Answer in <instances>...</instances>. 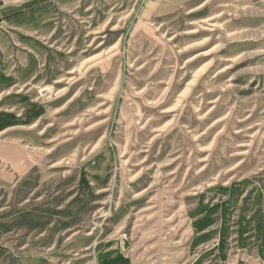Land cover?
I'll return each mask as SVG.
<instances>
[{
  "label": "rangeland",
  "instance_id": "374dc122",
  "mask_svg": "<svg viewBox=\"0 0 264 264\" xmlns=\"http://www.w3.org/2000/svg\"><path fill=\"white\" fill-rule=\"evenodd\" d=\"M83 5L44 73L51 158L16 184L0 142V264H264V0Z\"/></svg>",
  "mask_w": 264,
  "mask_h": 264
},
{
  "label": "crops",
  "instance_id": "0c3cea01",
  "mask_svg": "<svg viewBox=\"0 0 264 264\" xmlns=\"http://www.w3.org/2000/svg\"><path fill=\"white\" fill-rule=\"evenodd\" d=\"M83 4L84 0H0V100L13 96L2 107L4 111L15 112L12 119H0V142L17 146L11 162L4 161L10 163V172L3 171L4 176H10L13 183H20L37 166L38 156L51 158V151L37 152L44 148L36 143L45 144L43 138L52 126L43 123L51 111L45 101L49 96H44L42 91L49 88L53 93L51 87L55 89L60 80L54 79L49 84L50 77L44 73L55 60L52 41L57 34L58 16L78 11L84 8ZM65 90V87L56 90L54 95ZM75 96L52 109L53 115L61 114ZM37 100L42 103L37 104ZM33 146L32 152L25 149Z\"/></svg>",
  "mask_w": 264,
  "mask_h": 264
},
{
  "label": "water",
  "instance_id": "95a60500",
  "mask_svg": "<svg viewBox=\"0 0 264 264\" xmlns=\"http://www.w3.org/2000/svg\"><path fill=\"white\" fill-rule=\"evenodd\" d=\"M49 92L48 89H45L44 91H42L43 94H47Z\"/></svg>",
  "mask_w": 264,
  "mask_h": 264
}]
</instances>
